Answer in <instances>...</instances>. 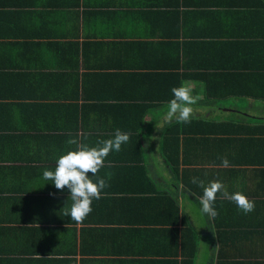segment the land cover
Listing matches in <instances>:
<instances>
[{"label": "crops", "instance_id": "1", "mask_svg": "<svg viewBox=\"0 0 264 264\" xmlns=\"http://www.w3.org/2000/svg\"><path fill=\"white\" fill-rule=\"evenodd\" d=\"M182 83L200 97L188 126L165 118ZM136 112L139 130L126 127ZM199 119L223 125L198 134ZM236 121L264 128V0H0V264H264V136L235 133ZM117 129L129 140L91 177L107 187L78 224L43 172L69 139L96 146ZM194 178L254 210L221 192L218 215L204 214Z\"/></svg>", "mask_w": 264, "mask_h": 264}, {"label": "clouds", "instance_id": "2", "mask_svg": "<svg viewBox=\"0 0 264 264\" xmlns=\"http://www.w3.org/2000/svg\"><path fill=\"white\" fill-rule=\"evenodd\" d=\"M173 98L168 102L166 119L177 122H190L193 108L199 96L193 95V90L186 84L172 88ZM129 135L116 130L114 137L100 141L96 146H89L78 142L77 139H69L66 143L76 145L75 149H70L60 155L56 160L54 170H45L43 179L52 181L57 190L63 191L65 188L69 191L72 201L69 210H65V215L70 216L76 223H82L92 212L93 200L101 199L102 190L107 187L105 178L97 177L94 181L92 176H97L101 168L105 166V159L112 151H120L122 144L127 143ZM222 166H229L226 157H221ZM108 178L111 174H106ZM193 183H199L203 188V195L200 198L201 210L210 217L218 215L213 207L217 198V193L223 192V196L234 202L239 210L247 214L254 210L255 203L244 193L237 191L229 194L221 181H211L206 186L202 180L193 179ZM206 227V226H202Z\"/></svg>", "mask_w": 264, "mask_h": 264}, {"label": "trees", "instance_id": "3", "mask_svg": "<svg viewBox=\"0 0 264 264\" xmlns=\"http://www.w3.org/2000/svg\"><path fill=\"white\" fill-rule=\"evenodd\" d=\"M141 117L142 116L140 114H138V112L133 113L131 115L129 114L127 116L128 121H127L126 127L135 126L134 129H137V130L141 129V127L143 126V117L142 118ZM256 120H258V119H256ZM194 121H197L196 122L197 124L190 126V128L197 129L198 132L195 131L196 133L204 134V135H210L213 133L217 134L218 130H216V132L213 131L215 129L214 127L223 125L222 122H213V121L203 120V119L194 120ZM191 123H195V122H193V119H190V122L185 123V124L188 126ZM225 125H230V124H229V122H225ZM231 125L239 127L238 130H240V131L235 132V133H238V134L244 136L245 138H249L250 136H254V135L256 137V136H258L257 134L261 133V132H263V136H264V128H262V127H261V131H259L258 133H255L248 128L249 125L247 122L236 121V122L231 123ZM175 127H177L176 124H174L170 128V130L168 131V135L164 136L165 138H163V142H162L164 144V146L162 147L163 155H164L165 159L168 160L169 163H171V164H176L178 162V153L180 150V140L178 139V137H179V134H181V131H178L177 129L174 130ZM257 129H259V128H257ZM137 147H138V145H137ZM262 149H264V148H262ZM138 150L141 151L140 148H138ZM260 155H264V154L260 153ZM263 182H264V179H263ZM178 218H179L178 216L176 218L174 217L173 221L171 222L172 224H174V228H176ZM172 231L176 232V230H172ZM190 234H191L190 231H182L181 232L182 239H183V242L181 243V245L183 246L184 249H188L192 256H195V254H196L195 244L187 239ZM220 243H221L220 244L221 247H225L226 243L224 240H222V238L220 239ZM179 263L180 264H192L193 261L192 260L189 261V259H188V260H182V261L175 260V261L171 262V264H179ZM159 264H168V262L166 261L164 263V261H162Z\"/></svg>", "mask_w": 264, "mask_h": 264}]
</instances>
